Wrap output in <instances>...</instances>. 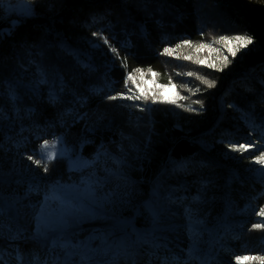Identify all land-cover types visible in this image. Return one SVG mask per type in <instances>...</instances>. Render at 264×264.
<instances>
[{
    "label": "trees",
    "instance_id": "1",
    "mask_svg": "<svg viewBox=\"0 0 264 264\" xmlns=\"http://www.w3.org/2000/svg\"><path fill=\"white\" fill-rule=\"evenodd\" d=\"M2 1L0 170L12 176L0 192L7 200L28 203L36 221L33 207L60 208L54 187L90 190L126 220L136 212L133 224L145 229L152 218L141 203L162 194L176 218L211 227L204 231L212 240L207 254L188 264H264L250 259L264 258V227H253L264 224V165L254 162L264 149V0H24V16L6 15ZM245 33L253 43L235 57L228 49L236 45L215 43ZM225 56L231 62L223 67ZM129 73L135 83L126 87ZM169 77L176 88L171 110L154 90ZM148 80L147 91L134 92ZM133 94L140 98L109 99ZM47 142L89 164L70 168L59 158L45 171L39 148ZM242 144L255 146L230 147ZM120 171L126 179L113 175ZM10 226L0 217V238H11ZM178 232L184 238L163 244L161 253L186 254L193 233ZM65 248L66 264H117L122 253L96 228L75 233ZM46 255L15 250L19 263L8 264H45Z\"/></svg>",
    "mask_w": 264,
    "mask_h": 264
},
{
    "label": "rangeland",
    "instance_id": "2",
    "mask_svg": "<svg viewBox=\"0 0 264 264\" xmlns=\"http://www.w3.org/2000/svg\"><path fill=\"white\" fill-rule=\"evenodd\" d=\"M1 4L6 15L24 16L29 14V5L24 0H3ZM246 72L247 68L242 71L244 76L247 74ZM150 85L151 83L148 80L146 81V87L138 86L134 92L139 95L143 94V90L144 92L147 91L145 89ZM175 89V86H156L154 88L155 94L161 102L169 107L166 109H173L171 104L175 101ZM223 101L222 95H220L219 109H222ZM45 144L40 146V154L55 152V158L52 160L64 158L68 161L70 168L78 169H83L89 164L87 160L80 155H75L72 149L65 145L47 142L50 147L45 150L43 149ZM123 160L119 159V161ZM122 164H125V162L123 161ZM261 171L264 172V167ZM125 173L120 171L118 174L113 175H119L126 179L127 175ZM22 175L26 176L25 174H15L13 176L14 179L19 180L22 179ZM11 176V173L6 174L0 170V185H8ZM225 179L227 182L231 180L228 175L225 176ZM35 185L37 188L38 184ZM130 187L128 188L130 189ZM53 191L59 199L60 208L56 210L50 205L33 207L36 208L34 217H38L36 221H33V217L31 218L33 215L29 214L31 210H28V203L22 204V201L9 202L7 197L0 192V217L9 220L11 224L10 229H8L11 238H0V264H8L9 258H13L16 263H19L18 258L14 256L15 250L21 253L23 257L29 250L46 253L45 264H66L70 256L65 248L66 241L75 233L88 228L100 230L105 244H113L119 248L118 250H121L122 253L115 256L117 264H188V260L195 256H205L207 254L206 248L212 242L204 234L205 230L208 231L211 228L210 226L200 221L179 220L173 214L171 205L168 203L169 200L164 201L162 194H159L156 190H152V196L155 197L159 194V199L154 200L152 203H148L146 199L141 203V206L150 213L152 218V225L145 229L135 227L133 224L136 212L126 220L115 210L104 208L102 203L105 202H100L98 200L100 197L90 190L80 193L71 187L65 186L63 189L54 187ZM122 203L125 204L126 202L123 200ZM235 225L240 226L238 223ZM179 228L193 233L189 238H186L190 243V249L185 250L186 254L179 249H175L174 254L170 256L168 252L161 253L163 244L169 242L179 244L177 241L184 238L178 234ZM122 236L126 237V240L123 241ZM194 240H201L206 247L205 245L194 244L192 242ZM178 256L180 259L185 257V260L178 261ZM213 256L218 258V255ZM105 262H97L96 264H108ZM20 264H28V262L21 259Z\"/></svg>",
    "mask_w": 264,
    "mask_h": 264
},
{
    "label": "snow or ice",
    "instance_id": "3",
    "mask_svg": "<svg viewBox=\"0 0 264 264\" xmlns=\"http://www.w3.org/2000/svg\"><path fill=\"white\" fill-rule=\"evenodd\" d=\"M94 35H97L96 33H94ZM105 43H108L107 39H105L104 41ZM225 43V44H234L236 45L235 48H229L228 51L230 52L231 56L232 57H235L236 56V53L238 51H240L241 48H246L248 45L252 44L253 43V39L251 36L247 35V33H245L244 35H236L234 37H220L218 40L215 41V43ZM186 44H188L189 46L190 45V42H185ZM111 47V46H110ZM179 47V46H178ZM198 47L200 48H204L205 45L204 44H201L199 45ZM112 51L113 52H117V50L115 48H112ZM168 49H165V52L162 53V54H166L168 53ZM186 59H190V57H185ZM231 61L228 60V57L225 56L224 57V64H223V67H226L228 63H230ZM122 64L126 67L127 66V58H123L122 60ZM211 66H215L214 64L211 65ZM223 67L219 70H223ZM137 71H141L142 70H137ZM149 71H151V69H149ZM190 74V73H189ZM153 75H157L156 73H153ZM129 81H132L133 83H135V79L133 77V75L131 73L128 74V76L126 77V81H125V85L127 87L128 85V82ZM204 83L207 84V86L209 88L211 87H214L215 84L214 82H209V81H204ZM169 86H172L174 87L175 85L172 84L171 82V77H169V84L168 85H161V87H169ZM191 91V90H189ZM197 91H199V89H197ZM129 92L131 93L132 92V89L129 88ZM117 98H125V99H139L140 97L139 96H136V95H130V96H127V97H113V96H110L109 99H117ZM197 103H200L201 104V107H203V103L201 101H196ZM188 110H191V109H188ZM255 145L254 144H248V145H231L230 147L232 148L233 151H247L249 147H254ZM50 146L46 143L45 145H43V149L47 150ZM31 159V157H29ZM55 158V152H46L45 154L42 155V159H45L46 160V163L44 164V169L45 171H47V161H50L52 159ZM254 162L255 163H258V164H261V165H264V149H261V153L259 156H256L255 159H254ZM259 215L261 216H264V209H262L259 213ZM254 228H257V227H264V224H255L253 225ZM250 259H262L264 260V258H260V257H251Z\"/></svg>",
    "mask_w": 264,
    "mask_h": 264
},
{
    "label": "bare ground",
    "instance_id": "4",
    "mask_svg": "<svg viewBox=\"0 0 264 264\" xmlns=\"http://www.w3.org/2000/svg\"><path fill=\"white\" fill-rule=\"evenodd\" d=\"M168 214V213H167ZM170 216V215H169Z\"/></svg>",
    "mask_w": 264,
    "mask_h": 264
}]
</instances>
